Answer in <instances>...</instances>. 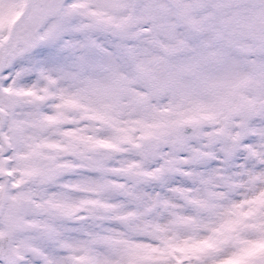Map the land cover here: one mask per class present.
Returning <instances> with one entry per match:
<instances>
[{"label": "snow or ice", "instance_id": "snow-or-ice-1", "mask_svg": "<svg viewBox=\"0 0 264 264\" xmlns=\"http://www.w3.org/2000/svg\"><path fill=\"white\" fill-rule=\"evenodd\" d=\"M0 264H264V0H0Z\"/></svg>", "mask_w": 264, "mask_h": 264}]
</instances>
